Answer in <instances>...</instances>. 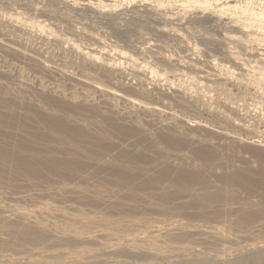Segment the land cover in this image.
Listing matches in <instances>:
<instances>
[{
	"label": "rangeland",
	"instance_id": "374dc122",
	"mask_svg": "<svg viewBox=\"0 0 264 264\" xmlns=\"http://www.w3.org/2000/svg\"><path fill=\"white\" fill-rule=\"evenodd\" d=\"M0 264H264V0H0Z\"/></svg>",
	"mask_w": 264,
	"mask_h": 264
}]
</instances>
